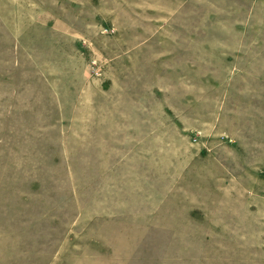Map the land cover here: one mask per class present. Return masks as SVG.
<instances>
[{
  "label": "rangeland",
  "instance_id": "obj_1",
  "mask_svg": "<svg viewBox=\"0 0 264 264\" xmlns=\"http://www.w3.org/2000/svg\"><path fill=\"white\" fill-rule=\"evenodd\" d=\"M0 264H264V0H0Z\"/></svg>",
  "mask_w": 264,
  "mask_h": 264
}]
</instances>
